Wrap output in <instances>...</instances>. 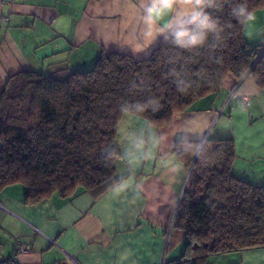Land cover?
Listing matches in <instances>:
<instances>
[{
  "label": "crops",
  "instance_id": "1",
  "mask_svg": "<svg viewBox=\"0 0 264 264\" xmlns=\"http://www.w3.org/2000/svg\"><path fill=\"white\" fill-rule=\"evenodd\" d=\"M141 2L0 0V88L19 71H85L112 51L146 58L166 39L158 37L146 50H133L146 39L139 20ZM244 35L252 47L264 48V9L244 25ZM124 117L118 134V182L99 197L79 192L70 199L53 195L27 204L22 184L0 191V263L14 254L18 243L29 248L18 256V264H160L163 259L169 264L179 259L185 239L168 231L188 173L184 169L169 184L160 166L176 140L231 138L232 173L252 184L264 183V88L248 76L238 83L228 77L216 93L160 128ZM157 135L167 139L154 149ZM148 153L152 159L142 162ZM208 261L264 264V246L215 254Z\"/></svg>",
  "mask_w": 264,
  "mask_h": 264
},
{
  "label": "trees",
  "instance_id": "2",
  "mask_svg": "<svg viewBox=\"0 0 264 264\" xmlns=\"http://www.w3.org/2000/svg\"><path fill=\"white\" fill-rule=\"evenodd\" d=\"M220 2L223 7L209 11L234 27L213 53L184 54L191 56L185 71L192 82L184 92L162 75L167 58L175 54L168 40L143 59L112 51L81 72L10 75L0 88V191L22 184L27 204L53 195L70 199L79 192L97 198L118 182V130L124 116L160 128L216 93L228 77L238 83L248 76L264 88V48L252 47L244 25L232 20V0ZM248 5L264 9V0H248ZM134 83L141 87L133 88ZM153 97L159 101L156 111L120 110L125 101L134 108L137 100ZM189 141L198 151L183 154L188 177L170 230L184 237L185 247L169 264H210L215 254L263 247L264 183L252 184L232 173L231 138L176 140L173 152Z\"/></svg>",
  "mask_w": 264,
  "mask_h": 264
},
{
  "label": "clouds",
  "instance_id": "3",
  "mask_svg": "<svg viewBox=\"0 0 264 264\" xmlns=\"http://www.w3.org/2000/svg\"><path fill=\"white\" fill-rule=\"evenodd\" d=\"M142 14L140 23L145 26V42L134 48L136 52L144 51L151 46L158 37L168 40L175 51L174 55L167 58L168 69L162 75L171 77L178 91L184 92L192 87V82L185 71L191 62V56L185 53L196 54L203 49L213 53L224 44L226 32L234 27L231 22H221L220 18L214 16L209 10L223 7L220 0H142L138 5ZM255 8H249L248 0H232L229 6V15L240 25H251L256 19ZM141 87L136 83L133 88ZM130 102L121 104L120 110L128 113H143L147 110L156 111L159 107L157 98H147L143 101L137 100L135 107L129 106ZM155 105L156 107H153ZM167 137L157 135L153 141L154 149ZM198 151L195 144L181 145L179 151L170 153L160 161L161 168L167 173L169 184L175 183L183 175V154ZM111 156L112 154L109 153ZM119 159V154L115 155ZM152 153H148L142 162L150 161Z\"/></svg>",
  "mask_w": 264,
  "mask_h": 264
},
{
  "label": "built area",
  "instance_id": "4",
  "mask_svg": "<svg viewBox=\"0 0 264 264\" xmlns=\"http://www.w3.org/2000/svg\"><path fill=\"white\" fill-rule=\"evenodd\" d=\"M5 20H7V19H5ZM172 222H173V220H172ZM172 222H171L170 227H169L168 235H169L170 230H171ZM167 240H168V236H167ZM28 251H29V248L26 244L18 243L14 254L11 257L2 260V262L0 264H18V262H17L18 256L21 253H26ZM160 264H165L164 259L162 260V262Z\"/></svg>",
  "mask_w": 264,
  "mask_h": 264
},
{
  "label": "rangeland",
  "instance_id": "5",
  "mask_svg": "<svg viewBox=\"0 0 264 264\" xmlns=\"http://www.w3.org/2000/svg\"><path fill=\"white\" fill-rule=\"evenodd\" d=\"M263 25H260V28H262ZM127 117V116H126ZM125 118V117H124ZM122 131V130H121ZM120 130H118V134L121 132Z\"/></svg>",
  "mask_w": 264,
  "mask_h": 264
}]
</instances>
